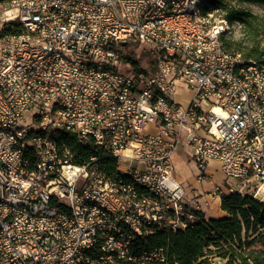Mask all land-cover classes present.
Here are the masks:
<instances>
[{
    "label": "built area",
    "instance_id": "2783aa9c",
    "mask_svg": "<svg viewBox=\"0 0 264 264\" xmlns=\"http://www.w3.org/2000/svg\"><path fill=\"white\" fill-rule=\"evenodd\" d=\"M185 5L0 0V264H166V248L146 242L193 223L173 173L181 145L202 171L215 160L254 179L249 195L264 202V62L228 60ZM122 42L147 48L154 71L125 70ZM67 134L93 152L75 162ZM223 189L248 194L208 195Z\"/></svg>",
    "mask_w": 264,
    "mask_h": 264
},
{
    "label": "trees",
    "instance_id": "16d2710c",
    "mask_svg": "<svg viewBox=\"0 0 264 264\" xmlns=\"http://www.w3.org/2000/svg\"><path fill=\"white\" fill-rule=\"evenodd\" d=\"M211 1L222 5L224 0H210V3ZM238 1L251 2L264 8V0ZM224 8L227 10L225 19L230 22L245 21L244 16L250 15L230 4H226ZM222 42L227 49L240 51L232 48L224 38ZM242 54L246 58L264 62L259 58L260 53L254 56ZM66 137L75 153V162H81L93 152L90 145L77 142L70 134ZM108 167L114 168V161H109ZM220 208L225 212L223 216L208 218L204 217L201 210L191 208L194 214L191 225L176 230L157 229L149 235L147 247L164 246L167 252L166 264H211V258L219 262L223 260L224 264H264V202L249 194L242 196L234 193L221 197ZM255 241H260L262 247L249 248ZM211 247L215 249L212 250Z\"/></svg>",
    "mask_w": 264,
    "mask_h": 264
},
{
    "label": "rangeland",
    "instance_id": "374dc122",
    "mask_svg": "<svg viewBox=\"0 0 264 264\" xmlns=\"http://www.w3.org/2000/svg\"><path fill=\"white\" fill-rule=\"evenodd\" d=\"M211 1L210 10L212 12V19L218 20L226 18L225 15L227 10L224 8L226 4H230L234 8H240L248 12L250 15L244 16L245 21L232 20L230 28L223 34L225 42H228L234 49L240 50L244 54H250L251 56L260 53L259 58L264 60V8L246 1L238 0H224L222 5H217ZM229 6V5H228ZM123 59L128 63H125V70H131L132 67L135 69H142L145 74H151L155 69L154 57L142 44L138 42H129L124 46ZM135 62V64H134ZM188 95L187 91L182 86L176 88L175 98L183 100ZM182 158L185 161L183 174L191 176V178L197 179V174L202 170L199 169L197 164L191 158L189 148L184 145L179 146L176 151V155L173 158L174 166L173 173L176 176L177 173L182 174L181 166L174 159ZM124 162V160L122 161ZM203 179L199 182V189L194 187L188 188V183L191 182L189 178L186 180L185 192L186 198L189 201L190 209L203 208L207 213H215L218 211V199L212 198L208 195V191L211 187L217 185L222 188L228 186L234 187L235 189L241 188L250 194L253 191L255 180L250 181V185H242V181L225 176L221 171L218 162L212 160L209 161L205 166ZM191 173V175H190ZM197 194H196V193ZM196 194V195H195ZM200 210V209H199ZM262 245L260 241H255L250 245L249 248L259 249ZM214 250V247H211ZM223 260L219 264H224Z\"/></svg>",
    "mask_w": 264,
    "mask_h": 264
},
{
    "label": "bare ground",
    "instance_id": "6f19581e",
    "mask_svg": "<svg viewBox=\"0 0 264 264\" xmlns=\"http://www.w3.org/2000/svg\"><path fill=\"white\" fill-rule=\"evenodd\" d=\"M210 0H186L185 14H195V22L201 25L202 29H210V38H217L220 48H226L222 42L223 34L229 30L231 22L225 18L213 20L210 10ZM222 24V26H221ZM157 32H164V25H157ZM173 44L178 47L195 48L198 45V38L173 35ZM199 48H206V41H199ZM228 60H236L238 51L227 49ZM233 68H240V61H233ZM122 180H133V172H121ZM238 193V190L223 189L220 192V199L224 195ZM107 213H111V206H107ZM194 220V219H193ZM215 261H218L215 259ZM131 264H141L131 262Z\"/></svg>",
    "mask_w": 264,
    "mask_h": 264
},
{
    "label": "crops",
    "instance_id": "0c3cea01",
    "mask_svg": "<svg viewBox=\"0 0 264 264\" xmlns=\"http://www.w3.org/2000/svg\"><path fill=\"white\" fill-rule=\"evenodd\" d=\"M187 100V97L186 98H184L183 100L181 99L180 101L181 102H185ZM176 155V153L174 154V156ZM174 158V157H173ZM174 161L175 162H178L179 163V165L182 167L181 168V172H182V174H180V173H177V175H176V178L178 179V180H180V181H182V184L185 186V184H186V180H187V178H189L190 180H191V182H189L188 183V188L190 187H194V188H197V189H199V180H197L196 178H191V176H188L187 174H183V172H185V169H184V165H185V161L182 159V158H180V159H174ZM210 161H212V160H210ZM215 161V160H214ZM217 162V161H216ZM174 163V162H173ZM219 165V164H218ZM190 175H191V173H190ZM186 189V188H185ZM196 193V192H195ZM197 194V193H196ZM195 194V195H196ZM201 211H202V213H203V215H204V217L205 218H208V217H221V216H223L224 214H225V212L220 208V199H218V211L217 212H215V213H207L206 212V210L205 209H203V208H199Z\"/></svg>",
    "mask_w": 264,
    "mask_h": 264
},
{
    "label": "water",
    "instance_id": "95a60500",
    "mask_svg": "<svg viewBox=\"0 0 264 264\" xmlns=\"http://www.w3.org/2000/svg\"><path fill=\"white\" fill-rule=\"evenodd\" d=\"M122 45H125V42H122Z\"/></svg>",
    "mask_w": 264,
    "mask_h": 264
}]
</instances>
